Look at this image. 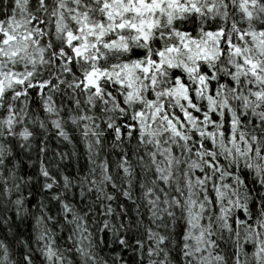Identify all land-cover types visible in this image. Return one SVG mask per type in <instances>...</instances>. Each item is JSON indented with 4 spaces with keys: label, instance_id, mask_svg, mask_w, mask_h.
I'll return each instance as SVG.
<instances>
[{
    "label": "snow or ice",
    "instance_id": "1",
    "mask_svg": "<svg viewBox=\"0 0 264 264\" xmlns=\"http://www.w3.org/2000/svg\"><path fill=\"white\" fill-rule=\"evenodd\" d=\"M0 264H264V0H0Z\"/></svg>",
    "mask_w": 264,
    "mask_h": 264
}]
</instances>
